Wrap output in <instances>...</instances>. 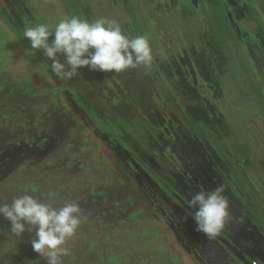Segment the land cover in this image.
I'll list each match as a JSON object with an SVG mask.
<instances>
[{
	"label": "rangeland",
	"instance_id": "obj_1",
	"mask_svg": "<svg viewBox=\"0 0 264 264\" xmlns=\"http://www.w3.org/2000/svg\"><path fill=\"white\" fill-rule=\"evenodd\" d=\"M76 1L83 19L116 20L130 37H146L151 64L119 74L83 67L61 80L42 51H31L13 28L24 32L72 17L63 1L0 0V203L22 195L56 208L78 203L81 223L64 245L61 264H203L183 245L185 233L170 215L192 218L177 204L218 186L230 202L229 220L249 229L252 243L264 237V169L256 170L264 165V11L258 0L259 22L255 14L243 16L245 0H227L243 27H261L257 43L240 44L250 73L235 43L216 39L206 23L207 3L192 10L178 0H131L135 21L125 0ZM74 93L106 120H122L117 136L87 118ZM188 119L209 136H196ZM235 159L246 166L234 167ZM144 163L159 182L144 172ZM9 229L0 216V264H46L32 249L34 231L14 237Z\"/></svg>",
	"mask_w": 264,
	"mask_h": 264
},
{
	"label": "clouds",
	"instance_id": "obj_2",
	"mask_svg": "<svg viewBox=\"0 0 264 264\" xmlns=\"http://www.w3.org/2000/svg\"><path fill=\"white\" fill-rule=\"evenodd\" d=\"M23 35L32 49L42 51L51 62V72L61 80L73 79L83 67L119 74L141 66L147 68L152 61L147 38L130 37L116 20L100 18L89 22L76 16L65 17L54 26H25ZM189 205L197 230L208 238L219 234L230 218V202L223 186L192 194ZM81 211L76 202L56 208L34 195L0 203V216L9 222L10 234L21 237L25 231H34L32 249L46 264H61V257L68 254L64 245L80 225Z\"/></svg>",
	"mask_w": 264,
	"mask_h": 264
},
{
	"label": "flooded vegetation",
	"instance_id": "obj_3",
	"mask_svg": "<svg viewBox=\"0 0 264 264\" xmlns=\"http://www.w3.org/2000/svg\"><path fill=\"white\" fill-rule=\"evenodd\" d=\"M188 1L189 4L186 2V0L183 3L188 5V7L192 10H195L196 7H199L198 0H196V5H191L193 4L191 3V0ZM254 1L255 0H245V5L249 9L246 10L247 12L243 13V16L255 14V17L259 22V9ZM258 3L262 6V9L264 11L262 1L258 0ZM180 8L182 7L180 6ZM200 9L204 8L201 7ZM207 14H210V12ZM228 14L230 15L232 22L230 21ZM206 19V23L209 24V26L215 25L217 35V25L229 26L228 30L224 32V35L228 38L230 36H233L234 40L237 41L239 46L240 44L244 46L245 43L251 40H255V42L257 43L254 33H259L258 31L261 30V27L254 28V31L248 30L247 28L243 27L242 24H240V21L236 18L234 8L231 7L227 0H222V13L220 17L222 21H214L213 15H210V17L206 16ZM257 23L256 25L259 24ZM232 25H236V28H233ZM256 37L258 36L256 35ZM245 64L246 66H248L247 63ZM242 66L243 68L245 67L244 64ZM262 96L264 99V95ZM177 206L178 210L193 212V209L190 208L188 199L184 198L181 203L177 204ZM178 215V212L175 211L173 215L171 214L170 216L176 217L178 219L179 226L185 233V238L182 241L183 245L186 246V249L189 250V252H191V250L194 248L192 252L195 251V254L199 256L200 261L203 264H253L252 262H254V264H264V237L262 235H257L255 236V242L252 243L250 238L251 233L248 232L249 229L246 230L243 224H237L236 222L228 220L225 224L224 229L214 238H208L202 232H200V235L198 237L196 235L197 227L194 220L186 214L182 215L184 216L183 218H181V216L178 217ZM190 238L192 243L190 242ZM252 257H256L257 259H252Z\"/></svg>",
	"mask_w": 264,
	"mask_h": 264
},
{
	"label": "trees",
	"instance_id": "obj_4",
	"mask_svg": "<svg viewBox=\"0 0 264 264\" xmlns=\"http://www.w3.org/2000/svg\"><path fill=\"white\" fill-rule=\"evenodd\" d=\"M23 1L25 2L27 0H23ZM62 1H63V6L65 7L66 11L69 13L70 16H76V17L83 18L82 17V10H81V8L79 6V3L76 0H62ZM261 1H262L263 6H264V0H261ZM125 2H126L127 8L132 13V17L134 18L135 21H137L136 13H135V10H134V5L132 4L131 0H125ZM178 2L182 3V2H185V0H178ZM186 2L189 4L188 0H186ZM198 2H199V7L200 8L202 6L204 7L206 3L209 4V7H210L211 11L210 10L208 11V12H210V14H207V12H206L208 17H210V15L211 16L213 15L214 21H216V22L222 21V19H220L221 13H222V0H198ZM191 5H194V4H191ZM2 13H3V11L0 8V16H3ZM174 18H175V20L179 19L177 16H175ZM39 24H46V23H45V21H43V22H39ZM137 25H138V23H137ZM210 26L212 27V30L214 29V34H215L216 39H219V40L225 36L224 32H226V30H228V27H229L227 25H217L218 26V35H217L216 29H215V25H210ZM13 29L16 31V35L20 39V41L32 51L33 49L30 47V44H29L28 40L24 37L23 31L20 28H13ZM50 30H52V29H50ZM229 38L232 40V42H234L236 44L237 52L240 54L242 63L244 64V66L247 69V66L245 64L246 62L243 59V56L241 54L240 46L238 45L237 41L234 40L233 36H230ZM247 72L250 73L248 69H247ZM256 87H254V89H256ZM259 96L261 97L260 100H259L260 108L264 110V99H263V96L261 94H259ZM73 98L75 99V101L77 103H80L82 105L84 104V106L87 108L88 112H87V110L85 108H83L82 111L85 113L87 118H91L93 120L95 125L102 127V132L104 134L113 135L115 137V136H117V132L120 130V126L123 124L122 126L124 127L125 123L122 120H120V119H117L115 121V120H110V119L106 120L104 117H101L100 114L98 113V111L96 109H94L91 105H89L88 103H85L79 95H76L74 93L73 94ZM80 104H78V105H80ZM136 109H138V108H136ZM95 119H97L99 121V123H96ZM187 122H188V127H190L193 130V132L195 133L196 136L201 137V138H206V137L209 136L208 130H205L204 126H202L199 121H191V119H188ZM130 152H131V155L137 156V158L140 157L135 150L131 149ZM245 157L248 160V157L247 156H245ZM234 164H235L234 167H236V168H240V167L246 166V165L242 166V163H241L240 159H235V163ZM143 166H144L143 170H144V172L147 175H149L150 172L153 171L148 163H144ZM250 166H251V164L249 165L248 169H250ZM262 167H258L256 170L260 169V172H261L264 169V165ZM148 172H149V174H148ZM258 175H259V178L261 180L262 179L261 178L262 177L261 173L258 174ZM149 177L151 179H153V178L157 179L156 177L152 176L151 174H150ZM225 179H227V177H225ZM157 181H158V179H157ZM170 190L174 191V189L171 188V187H170ZM256 208H257V211L259 213V211H261V208L258 207V204L256 205ZM262 211H264L263 208H262ZM258 216L261 217V216H263V214H259Z\"/></svg>",
	"mask_w": 264,
	"mask_h": 264
},
{
	"label": "water",
	"instance_id": "obj_5",
	"mask_svg": "<svg viewBox=\"0 0 264 264\" xmlns=\"http://www.w3.org/2000/svg\"><path fill=\"white\" fill-rule=\"evenodd\" d=\"M191 3H193L194 5H196V0H191ZM228 17L231 21L230 15L228 14ZM232 22V21H231ZM233 28H236V25H232Z\"/></svg>",
	"mask_w": 264,
	"mask_h": 264
},
{
	"label": "built area",
	"instance_id": "obj_6",
	"mask_svg": "<svg viewBox=\"0 0 264 264\" xmlns=\"http://www.w3.org/2000/svg\"><path fill=\"white\" fill-rule=\"evenodd\" d=\"M254 264V262H252Z\"/></svg>",
	"mask_w": 264,
	"mask_h": 264
}]
</instances>
